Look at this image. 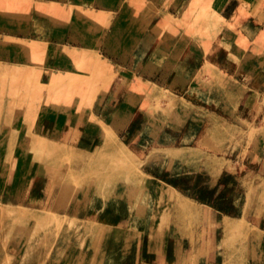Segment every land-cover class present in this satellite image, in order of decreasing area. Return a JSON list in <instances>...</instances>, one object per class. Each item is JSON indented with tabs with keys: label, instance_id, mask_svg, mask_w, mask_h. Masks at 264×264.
Returning a JSON list of instances; mask_svg holds the SVG:
<instances>
[{
	"label": "rangeland",
	"instance_id": "1",
	"mask_svg": "<svg viewBox=\"0 0 264 264\" xmlns=\"http://www.w3.org/2000/svg\"><path fill=\"white\" fill-rule=\"evenodd\" d=\"M67 1L0 0V264H264V0Z\"/></svg>",
	"mask_w": 264,
	"mask_h": 264
},
{
	"label": "crops",
	"instance_id": "2",
	"mask_svg": "<svg viewBox=\"0 0 264 264\" xmlns=\"http://www.w3.org/2000/svg\"><path fill=\"white\" fill-rule=\"evenodd\" d=\"M41 1H45L47 3L56 2L57 4L61 5L58 7V9L63 8L64 10H66V9L70 10L71 6L73 5L72 2L67 1V0H41ZM112 1H114V0H112ZM149 2L151 3L150 5H152L151 10L154 12L155 16L159 17L161 15H165V16L170 15V16H172V19H174V20L178 17V14H177L178 10L177 9H180V7L175 8V10L172 7L167 8L166 5H168L169 0H149ZM243 2H244V0H212L211 9L213 11L217 12L219 15H221L223 21H230L237 16L238 10H239V8ZM128 4H129V6H131L133 8L131 11L132 12L131 14L134 17V14H138V12L140 11L142 6H140L139 2L134 3V1H132ZM123 6H124V2L122 3V7ZM60 9L58 10L59 12L61 11ZM104 14H107V12L105 10L97 9L96 15H94V16L98 19V18H101ZM130 19L133 21V18H130ZM169 19L171 20V17ZM158 20H160V19H158ZM88 21H89V19H88ZM137 21H138V17H137ZM39 23H40V21H39ZM262 30H264V28L258 29V28L252 27V26H248V27L244 28V30H242V31L240 28L238 32H240L245 38H247L248 44L250 43L252 45H255L257 42L258 36L262 33ZM33 32H38V30H35V31L33 30ZM113 32H117V31L114 30ZM221 34L223 36V39H225L227 42H229V44L234 43L233 41L225 38V32H221ZM16 37L31 39V38H26L23 36H16ZM72 47H76V46H72ZM76 48L80 49L82 47H76ZM168 48H169V50H171L170 47H168ZM166 49H167L166 47L165 48L163 47V48H160L157 52L160 54V53L166 52ZM214 53L217 55V57H220V56H223L224 53H226V51L224 49L216 46L214 49ZM12 64L18 65L16 63H12ZM126 66L128 67V65H126ZM223 67H221L220 69H224L227 72V74L230 76H235V74H236V68L235 67H225V68H223ZM142 71L145 72V70L138 68L137 72H138V74H140V73H142ZM146 73H148V72L146 71ZM152 73H153L154 79L155 78L160 79L159 82H162L161 80L166 81V80H164L165 78L160 73H159L160 74L159 76L156 75L157 71L154 70ZM126 78L128 79L127 76H126ZM131 78L135 79L136 77L133 76ZM176 79L178 81L180 79V77H176ZM152 82L156 83L155 81H152ZM178 82H180V81H178ZM263 84H264V82H263ZM253 101H254V97H252V99H251V102H253Z\"/></svg>",
	"mask_w": 264,
	"mask_h": 264
},
{
	"label": "bare ground",
	"instance_id": "3",
	"mask_svg": "<svg viewBox=\"0 0 264 264\" xmlns=\"http://www.w3.org/2000/svg\"><path fill=\"white\" fill-rule=\"evenodd\" d=\"M6 2H9L10 3V1H6ZM48 10V9H47ZM54 10V9H53ZM261 36V35H260ZM263 37V36H262ZM9 108H10V106H9ZM32 137H34V135H32Z\"/></svg>",
	"mask_w": 264,
	"mask_h": 264
}]
</instances>
